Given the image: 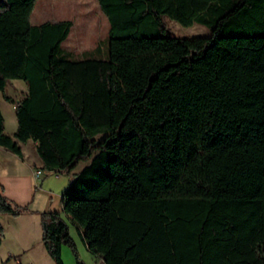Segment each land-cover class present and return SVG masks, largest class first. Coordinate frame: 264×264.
Here are the masks:
<instances>
[{
	"label": "trees",
	"instance_id": "16d2710c",
	"mask_svg": "<svg viewBox=\"0 0 264 264\" xmlns=\"http://www.w3.org/2000/svg\"><path fill=\"white\" fill-rule=\"evenodd\" d=\"M96 1L106 60L68 58L70 21L0 26V93L27 90L3 95L17 129L0 112V148L34 142L54 175L90 160L61 213L103 264H264V0ZM163 17L210 35L171 37ZM22 211L0 195V214ZM61 213L41 215L54 264L76 256Z\"/></svg>",
	"mask_w": 264,
	"mask_h": 264
},
{
	"label": "crops",
	"instance_id": "0c3cea01",
	"mask_svg": "<svg viewBox=\"0 0 264 264\" xmlns=\"http://www.w3.org/2000/svg\"><path fill=\"white\" fill-rule=\"evenodd\" d=\"M5 89L3 95L15 103L27 91L25 85L18 86V89L13 87L10 95H6ZM0 112L4 120V133L12 136L17 129L14 106L12 105L14 120L9 131L2 107ZM35 147L36 143L31 141L20 144V156L0 148V195L23 210L18 217L0 214V264H51L52 261L42 244L41 215L62 212V195L78 173H73L67 180H63L60 175L36 179L33 173L41 170V161Z\"/></svg>",
	"mask_w": 264,
	"mask_h": 264
},
{
	"label": "rangeland",
	"instance_id": "374dc122",
	"mask_svg": "<svg viewBox=\"0 0 264 264\" xmlns=\"http://www.w3.org/2000/svg\"><path fill=\"white\" fill-rule=\"evenodd\" d=\"M62 21H70L72 23L69 36L61 47L64 52L70 54L68 56L69 59L74 61L80 60L83 53H91L90 56L94 59H107L108 22L96 0H36L34 8L29 15L25 14L24 6L7 5L0 0V26H4L5 28H23L26 24L37 26L46 22ZM163 22L168 34L174 38H206L210 35V31L207 28L198 24L185 28L167 17H163ZM7 84V88L5 89L6 95H10L13 87L18 89V86L25 85L22 81H9ZM0 107L3 109L6 127L9 131L14 120L12 104L7 103L3 99L2 93H0ZM99 137L100 139L103 138V136ZM89 161L79 162L70 174L60 176L63 180L69 179L73 173H79L87 166ZM60 215L68 226L69 236L76 247V256H74L69 247H62V263L102 264L99 258L91 255L86 250L80 238L78 228L64 214L61 213ZM50 262L54 264L52 261Z\"/></svg>",
	"mask_w": 264,
	"mask_h": 264
},
{
	"label": "built area",
	"instance_id": "2783aa9c",
	"mask_svg": "<svg viewBox=\"0 0 264 264\" xmlns=\"http://www.w3.org/2000/svg\"><path fill=\"white\" fill-rule=\"evenodd\" d=\"M33 175L36 179H38L43 176V172L41 170H36Z\"/></svg>",
	"mask_w": 264,
	"mask_h": 264
},
{
	"label": "water",
	"instance_id": "95a60500",
	"mask_svg": "<svg viewBox=\"0 0 264 264\" xmlns=\"http://www.w3.org/2000/svg\"><path fill=\"white\" fill-rule=\"evenodd\" d=\"M52 175H54V174H53V173L43 172V176H47V177H49V176H52Z\"/></svg>",
	"mask_w": 264,
	"mask_h": 264
}]
</instances>
